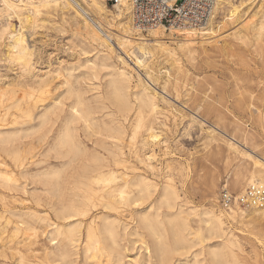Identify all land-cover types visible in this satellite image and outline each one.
<instances>
[{
    "label": "rangeland",
    "instance_id": "1",
    "mask_svg": "<svg viewBox=\"0 0 264 264\" xmlns=\"http://www.w3.org/2000/svg\"><path fill=\"white\" fill-rule=\"evenodd\" d=\"M107 6L113 8L111 4L107 3ZM43 13L34 33L31 36L24 33L28 44L34 49L33 69L30 72L22 74L19 65L11 60V54H6L9 51L8 40H0V91L6 90L2 103L5 106L16 100L24 103L28 93H37L40 77L50 82L45 103H60L53 116L54 119L60 118L55 126L50 124L37 130L35 122L27 121L23 113L15 109L11 111L14 117H19L20 122L15 129L7 122L0 123V129L17 135L8 145L0 142V162L5 163V166H0V171L11 173L16 180L10 186L0 182V234L3 238L0 246L5 252V256L0 257V264H48L44 261V252L53 248L50 236H46L51 228L39 224L35 243L31 228L37 225L33 216L35 213L44 215L49 212L52 221L62 222L50 212L43 193L40 192L44 198L43 207L33 202L32 196L41 186L35 183L32 176L50 163L59 161L57 156L54 157L55 152L48 156L47 162L45 155L57 135V131L51 133V130L59 129L61 118L76 99L68 95L69 86L65 81L76 85L79 93L90 102L89 106L100 127L97 130L104 134L105 125L113 127L119 119L118 104L109 84L114 79L113 69L123 67L132 74L129 95L134 111L138 109L135 93L140 90V80L157 96L160 107L157 118L149 121L154 127V135H157L154 139H148L147 132L141 130L134 143H131L136 113L132 112L129 120L124 122L127 143L124 151L135 167L130 179L133 182L138 176H143L157 185L156 191L153 190L151 196L144 200H140L138 187L131 186L127 190L129 198L126 207H121L123 212L116 214L107 211L110 216L120 220L122 228H126V236L122 241L127 249L124 262L145 264L144 242L152 244V240L146 230L140 229V219L145 214L159 213L161 219L167 221L166 215L170 212L159 204V198L164 186L169 185L176 190L186 210L183 216L187 219L188 227L186 225L183 234H188L187 238L193 242L180 243V250L174 254L172 264H210V249L220 247L221 242H226L229 237L235 244L233 251L238 255V264H264V222L260 220L261 210L237 206L226 211L219 202L223 191L239 195L252 185L248 181L249 176L263 172L255 162L257 159L264 162V0L216 2L210 20H214V37L210 42H204L207 44H203L205 49L201 50L200 44H197L192 54L179 50L183 39L178 34L165 31L163 39L155 42L151 37L152 30L141 31L136 28L135 38H144L153 46L162 43L176 52L175 58L159 53L145 67L137 65L135 58L119 45L122 33L117 19H113L114 9L109 12L110 17L105 23L112 26L108 47H98L88 41L72 22L71 15L62 16L60 12L54 11ZM125 22L134 27L131 13ZM13 25L15 30L20 29L17 20H14ZM104 56L106 58L103 59ZM117 58L124 59L125 64ZM90 63H94L96 69L91 70ZM163 92L168 96L166 100H163ZM19 95L25 96H21V99ZM4 111V107L0 108V113ZM219 118H222L221 122ZM90 133L80 129L81 138L88 148L96 150L98 155L107 156L105 148H110V140L106 139V135ZM143 138L147 139L146 143H143ZM18 150L25 158L23 169L18 168L11 154ZM133 151L138 152L142 161L134 156ZM24 171L28 174L23 176ZM72 191H63L60 198L66 203L70 202L74 198ZM75 199L78 200L77 197ZM54 202H59V199H54ZM209 208L223 216L228 235L221 242L212 240L206 231L203 212ZM232 211L237 214L244 212L246 219L231 220ZM95 212V216L102 215L101 210ZM136 229L142 233L141 237L133 234ZM167 236L172 241L171 230L167 231ZM189 245L194 247L184 248ZM223 255L227 264H236L228 250H224ZM74 259L75 264H84L82 252ZM154 264L160 263L156 260Z\"/></svg>",
    "mask_w": 264,
    "mask_h": 264
},
{
    "label": "bare ground",
    "instance_id": "2",
    "mask_svg": "<svg viewBox=\"0 0 264 264\" xmlns=\"http://www.w3.org/2000/svg\"><path fill=\"white\" fill-rule=\"evenodd\" d=\"M216 2H220V0H216ZM112 9L115 10V17L113 16V19H117V23H119V28L122 33V37L118 40V43L123 49H125L128 55L135 58L137 65L145 67L146 64L159 53L166 54L170 58L176 57L175 50L166 47L162 43H157L156 46H153L144 38L134 37L136 27H131L127 24L128 22H125L131 12L127 1H123L122 6H116ZM112 9L107 6L106 0H0V40H8L9 51L7 50L6 54L10 53L11 60L19 65L22 74H26V72H30L33 69L32 56L34 49L28 44V38H25L24 33L27 32L29 36L34 33L33 31L38 27L40 16L44 14L43 12L49 14L50 11H54L60 12L62 16L66 14L71 15L72 22L80 31H82L84 37L88 41L96 44L98 47H108L107 42L111 39L112 26L106 25L105 23L108 17H110L109 12ZM230 18L231 16L229 19L227 18L228 21H231ZM14 20L19 22V30L14 29ZM213 27L214 20L201 29L179 30L174 28H157L156 30L151 31V37L157 42L163 39L165 31H171V34H178L182 37L181 39H183L182 44L179 46V50L187 54H192L195 52L197 44H200L201 50L205 49L203 44H205V46L207 44L204 42H210L214 37H212L215 33L214 31V33L212 32ZM4 45L6 46V44ZM204 52L206 53V51ZM104 58L106 57L104 56L103 59ZM6 60L9 61L10 59ZM118 60L125 64L124 59L119 58ZM5 64H8V62ZM92 64L90 63L91 70L96 69L95 64ZM102 65L106 66L104 64ZM112 72L114 79L109 86L113 89V96L118 104L117 113H119V119L116 124L113 127L105 125L103 129L104 134L101 133L102 131L99 132L97 129L100 127L95 120L96 118H94L92 108L89 106L90 102L79 93L80 91L77 89L76 85L70 84L69 81H65L67 86H69L67 91L68 95L75 97L76 99L68 107L66 115L61 118V122L58 125L59 129L51 130V133L57 131V135L55 136V139H53L54 144L50 145V148L47 150L48 153L45 155V162H47L49 161L48 156L52 152H55L56 155H54V157L57 156L56 158H59V161L57 163H50L47 168L40 170L32 176L36 181L35 183L38 186H41V189L37 188L35 190V194L32 196L33 202L36 206L43 207L44 198H42L40 192L43 193L47 199V206L50 212L54 213L56 218L62 222L59 224L52 221L49 212L44 213V215L35 213L33 216L34 222L37 226L31 228V231L33 232V236H31L35 238V243L37 242L39 224H45L48 228H51V231H49L46 236H50V242L53 248L45 249L46 251L44 252V261L48 264H75L74 258L81 252L83 254L84 264H90V262L91 264H127L124 262L127 249L122 244V241H124L126 236V228H122L120 220L110 216L107 211L115 212L116 214L123 212L121 207H126L125 203L129 198L127 190L133 185L138 187L140 200L150 197L152 191H156L157 189V185L146 177L138 176L133 182L130 179V173L135 170V167L124 151V148L127 145L124 122L129 120L132 112L136 113V123L131 135V143H134L135 138L141 130L147 132L148 139H154L157 137V135H154V127L151 123L149 124V121L156 119V116L159 113L160 107L158 104V98L140 80L141 88L138 87L140 90L135 93V99L138 104L136 106H138V109L134 111V108L130 104L129 95L132 74L124 67L113 69ZM26 77L29 78L28 76ZM49 88L50 82L41 79L40 77L36 94L32 91V93L26 95L24 103H20L19 100H16L6 106L1 100L2 97L5 96L6 90L0 91V108H5L4 113H0V123L1 121L7 122V125L11 124L15 129V126L20 123L18 121L19 117H14V112L11 111L15 109L23 113L27 121L35 122V128L37 130H41L50 124L55 126L60 118L57 117L54 119L53 116L56 114V109L60 106V103L48 105L45 103L47 101L46 95L49 94ZM21 96L18 98H21ZM166 98H168V96L163 92V100H166ZM218 121L221 122L222 118H219ZM81 128L84 129V131L91 132L90 135L92 133L96 135L101 134V136L106 135V139L110 140V148H105L107 156L98 155L95 152L96 150L88 148L85 141L81 138ZM6 131L7 130L5 129H0V142L4 143V145L10 143L11 140L17 136L16 134L11 135L10 132ZM146 140L147 139H144L143 143H146ZM133 153L139 161H142L137 151H133ZM11 154L18 168L23 169L25 167V158H23L22 153L18 150L11 152ZM29 161H31V159ZM255 163L263 169V172L259 175L252 174L248 177V181L251 184L259 183L264 185V162L261 159H257ZM0 166H5V163L0 162ZM22 174L24 176L28 173L24 171ZM0 182L10 186L14 185L16 180L11 173L0 171ZM69 189L73 190L74 198L66 203L60 198V195L63 191ZM75 197H77L78 200H76ZM54 199H59V202L55 203ZM66 201H68V199ZM119 202L122 204H119ZM159 204L166 207L170 212L166 215V222L161 219L159 213L153 215L145 214L142 215L140 219V229L146 230L152 240V244H146L144 242L146 245L145 264H154L156 260H158L160 264H172L174 254L180 250V243H193L187 238L188 234L187 236L183 234V230L187 225V219L183 216V214L186 213V210L183 209L184 205L181 204L180 197L176 190L169 185L164 186L162 193H160ZM97 210L102 211L101 216H95L93 214V212ZM257 210H261L259 216L261 218L260 220L264 222V208ZM203 215L204 222L206 223V231L209 233L210 238L217 242H221V240L228 235L225 231L223 216L210 208L204 210ZM239 218L241 221L246 219L245 213L241 212L240 214H237L232 211L230 219L238 221ZM262 225L264 227V223H262ZM168 230L172 231V241L170 240V237L167 236ZM29 234H31V232ZM133 234H136L139 237L142 236L139 229H136ZM2 239L3 238H1L0 234V243L2 242ZM234 246L235 244L232 242V238L229 237L226 242H221L220 247L211 248L210 264H227L223 255L224 250H228L231 253L230 257L232 261L238 264L239 259L238 255L233 251ZM187 247L191 249L194 245H189L184 248L188 249ZM3 256H5V252H2L0 246V257Z\"/></svg>",
    "mask_w": 264,
    "mask_h": 264
},
{
    "label": "built area",
    "instance_id": "3",
    "mask_svg": "<svg viewBox=\"0 0 264 264\" xmlns=\"http://www.w3.org/2000/svg\"><path fill=\"white\" fill-rule=\"evenodd\" d=\"M127 1L134 26L141 31L166 29H201L213 18L216 0H106L113 7ZM226 211L264 208V185H250L239 195L223 191L219 199Z\"/></svg>",
    "mask_w": 264,
    "mask_h": 264
}]
</instances>
